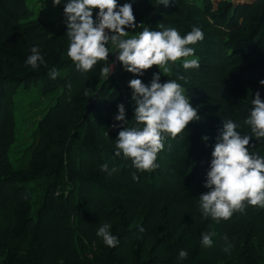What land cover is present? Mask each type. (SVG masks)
<instances>
[{"label": "trees", "instance_id": "1", "mask_svg": "<svg viewBox=\"0 0 264 264\" xmlns=\"http://www.w3.org/2000/svg\"><path fill=\"white\" fill-rule=\"evenodd\" d=\"M27 1L0 0V163L16 140L11 93L40 85L54 101L38 121V140L26 148L27 163L9 166L0 177V209L10 211L4 233L14 239L0 245V264H264V208L246 205L216 222L197 204L199 193L207 191L202 180L210 155L201 135L210 136V144L222 120L242 122L257 89L264 97L258 83L264 78V0L133 4L136 20L151 28L164 24L183 35L197 26L204 33L203 40L187 45L194 49L192 57L169 62L167 73L160 69L162 81L176 79L185 88L201 120L190 121L175 138L165 136L158 167L149 171L115 155L119 129L111 125L119 123L112 119L118 102L125 104L126 126L133 123L127 87L132 74L118 64L105 79L99 75L104 61L90 72L75 70L65 51L63 15L57 25L35 16ZM32 46H38L46 66L32 70L24 64ZM191 58L200 67L183 69L181 61ZM52 68L55 80L49 79ZM152 70L157 66L145 71V81ZM240 131L251 134L247 126ZM250 151L264 153V141ZM102 164L111 174L100 170ZM42 179L46 187L34 215L31 184ZM104 224L118 237L112 248L96 235ZM209 231L215 233L213 244L205 247L201 233ZM181 249L187 252L183 259Z\"/></svg>", "mask_w": 264, "mask_h": 264}, {"label": "clouds", "instance_id": "2", "mask_svg": "<svg viewBox=\"0 0 264 264\" xmlns=\"http://www.w3.org/2000/svg\"><path fill=\"white\" fill-rule=\"evenodd\" d=\"M136 2L51 0L53 7L62 5L67 41L65 51L75 70L90 72L99 61H104L99 65V75L105 79L113 74L116 63L123 72L132 74L127 87L133 123L126 126L125 104L118 102L112 119L119 123L111 125L119 129L115 136V155L130 159L138 171H149L158 167L157 154L165 147V136L175 138L190 121L201 120L199 108L193 105L185 88L176 79L162 81L161 76L168 72L166 65L169 62L174 64L182 57H192L194 49L187 45L203 40L204 33L197 26H192L183 35L177 28L164 24L151 28L136 20L133 13ZM158 4L168 6L170 0H158ZM128 30L134 34L129 36ZM30 53L24 60L26 66L32 70L46 66L38 46H32ZM153 65L158 70H152L145 81V71ZM181 67L199 68L200 62L196 58L183 59ZM48 75L50 80H55L57 70L49 69ZM258 83L264 85V78ZM84 95H88L87 89ZM249 104L242 122L231 118L221 121L211 144L208 135L200 137L205 147L210 148V155L202 180L207 191L199 193L197 204L203 216L216 222L228 220L235 211H243L246 205L264 208V153L250 151L256 143L264 141V97L259 89L253 93ZM242 126H247L251 134H242ZM100 170L109 174L112 171L107 164H102ZM132 179H137L135 173ZM96 235L109 248L119 243L108 224L99 227ZM214 235L213 231L202 232L200 243L210 247ZM186 256L187 252L181 249L178 258Z\"/></svg>", "mask_w": 264, "mask_h": 264}, {"label": "rangeland", "instance_id": "3", "mask_svg": "<svg viewBox=\"0 0 264 264\" xmlns=\"http://www.w3.org/2000/svg\"><path fill=\"white\" fill-rule=\"evenodd\" d=\"M234 3L247 2L250 0H231ZM29 6L33 9L35 16L45 19L54 20L57 25L60 24L62 17V5L53 7L51 0L38 1L28 0ZM10 105L13 108L14 126H15V143L9 148L7 158L5 157V163H0V177L3 179L8 174L10 168L23 167L28 160L26 156V148L29 144L37 139L35 133L38 121L46 111L48 107L52 106L54 97L52 95H44L41 92L40 85H29L27 87L21 86L11 93L8 99ZM209 138H211L209 136ZM212 142V141H211ZM211 144V143H210ZM82 156L79 157V161H83ZM45 179L33 182L31 184V190L33 191V214L37 213L41 204V196L44 193L46 187ZM67 188L65 194L69 192ZM10 221V211L0 209V222L2 223L3 231L0 233V245L14 244L12 237L5 236L6 225ZM3 253V249L0 250V255Z\"/></svg>", "mask_w": 264, "mask_h": 264}, {"label": "built area", "instance_id": "4", "mask_svg": "<svg viewBox=\"0 0 264 264\" xmlns=\"http://www.w3.org/2000/svg\"><path fill=\"white\" fill-rule=\"evenodd\" d=\"M113 59H114V57H113ZM118 64H119V63H116V65H115V69H116V67L118 66ZM113 73H114V72H113Z\"/></svg>", "mask_w": 264, "mask_h": 264}]
</instances>
